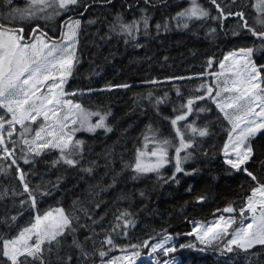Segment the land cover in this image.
Instances as JSON below:
<instances>
[{
	"label": "trees",
	"instance_id": "obj_1",
	"mask_svg": "<svg viewBox=\"0 0 264 264\" xmlns=\"http://www.w3.org/2000/svg\"><path fill=\"white\" fill-rule=\"evenodd\" d=\"M15 2L13 0L9 6L5 0H0V11L5 6L16 7ZM198 3L209 11L210 17L190 20L187 28L173 18L190 7L191 0H151L149 4L144 0H112L111 3L81 0L79 6L64 13L54 24L60 32L65 20L78 18L83 13L79 17L82 26L76 47L78 62L74 64L67 89L76 93L71 99L85 109L110 112L106 123L112 131L78 132L74 138L84 141L83 153L75 157L79 163L73 167L63 161L53 164L60 156L56 149L45 150L39 157L27 154L20 125H16L13 135L8 137L5 124L0 135L9 150L14 148L15 151L8 157L2 151L4 145H0V168L4 169L0 171V193L7 191L0 199V237H14L35 215L63 208L66 213L79 217L73 222L77 231L66 234L61 238V247L48 254L51 264H61L59 258L69 255L70 264H102L98 250L111 248L101 243L109 235L116 247L108 251L104 261L120 253L138 251L137 261L147 256L151 244L165 235H172L176 245L194 240L186 235L192 231L193 222L206 223L216 216L231 215L235 219L232 228L241 226L244 217L240 216V209L245 208L252 189L258 187L257 181L264 184V133L251 140L254 155L243 166L257 177V181H253L245 172L225 163L223 147L231 126L207 92L209 87L213 88L210 73L216 70L211 69L208 61L217 65L226 53L253 47L252 59L259 67L264 65V40L242 29L239 17L213 19L219 13L210 0H198ZM217 3L225 13L244 11L252 27L264 30L257 24L262 17L254 10V0H217ZM87 5L90 6L85 11ZM117 15L126 22L147 15L148 28L145 30L141 23L134 38L119 35L110 31V24ZM89 20L95 23L89 24ZM0 24L23 27L25 42L33 40L29 33L37 25V33H46L50 40L59 37L52 33L53 28L42 22L19 25L0 17ZM157 24L161 25L159 30ZM164 25H167L166 30ZM124 84L129 87H119ZM201 95L205 97L203 100L196 99ZM188 99L195 100L193 111L185 121H179L178 126L186 132V139L194 140L193 148L188 149L192 158L183 165L186 171L195 169L194 174L178 173V183L172 181L169 178L174 172L173 161L161 168L159 174L147 173L133 179L136 174L125 165L134 162L137 149L147 150L144 137L152 136L149 128L154 129L159 138L178 143L170 121L187 112ZM158 100L161 102L157 103ZM201 108L204 111H200ZM0 116L10 119L5 109H0ZM190 123L198 129L206 128L208 135H193L184 128ZM27 138L31 135L27 134ZM26 154L32 162L24 163ZM169 156H174V148H169ZM13 158L16 165L11 164ZM17 165L26 174L25 179L35 194L34 208L30 201L21 208L19 201L28 200L26 194H11L13 189L18 192L23 189ZM87 168H92V172L84 171ZM113 180L114 186L108 187ZM122 196L125 198L121 199ZM229 206L235 211L223 212ZM125 211L130 213L125 219L134 224L124 228L120 221L121 227L117 228V217ZM20 212L22 215H18ZM12 215H18V219L9 226L4 220ZM86 237L91 239L86 240ZM73 238L84 245L89 253L87 259L72 245ZM145 241L148 247H131L143 245ZM154 257L162 262L176 260L178 264H264V246L258 245L248 253L237 250L226 255L212 248L199 251L177 247L174 253L165 256L157 252Z\"/></svg>",
	"mask_w": 264,
	"mask_h": 264
},
{
	"label": "snow or ice",
	"instance_id": "obj_2",
	"mask_svg": "<svg viewBox=\"0 0 264 264\" xmlns=\"http://www.w3.org/2000/svg\"><path fill=\"white\" fill-rule=\"evenodd\" d=\"M104 2L111 3L112 0H104ZM144 2L149 4L151 0H144ZM210 2L219 13L213 19L227 18L228 16L239 17L242 29L253 37L264 40V30L257 31L256 28L252 27L248 23L244 11L225 13L217 0H210ZM5 3L10 6L13 4V0H5ZM80 4L81 0H26L25 7L11 8L8 19L26 21L36 18L40 13L44 14V19H50L51 15L59 16L61 10L67 12L72 10L73 6ZM89 6H85L84 10L87 11ZM48 9H52L51 15L47 14ZM254 10L261 14L262 18L257 20V24L261 29H264V0H256ZM209 17V11L202 7L198 0H191V6L178 12L173 19L187 28L189 26L188 21ZM148 22L149 17L147 15L141 16L140 20L133 19L131 22H126L123 17L117 15L110 24V31L134 38V34L140 31L141 23L147 30ZM88 23L92 24L95 21L89 20ZM80 27V19L69 17L64 21L66 30L62 33L61 40L50 41L46 33L41 32L40 35H36L39 31V25H37L31 30L32 42H25L23 27L15 28L0 24V109H5L7 113L11 114L10 119L7 120L0 116V130H4L5 124H7V135L11 137L15 126L20 125L23 145L27 146V154H31L33 157L41 156L45 150H59L60 156L58 160L53 162L54 165L63 161V163L74 167L79 163L75 157L82 156L84 141L74 138L76 132L84 130L94 133L97 129H104L106 132L112 131V128L106 123L108 116L111 115L110 112L91 111L85 109L80 103L65 98L76 95L74 92H65L63 85L72 75L74 64L78 62L76 38ZM156 28L159 30L161 25L157 24ZM164 28L166 30L167 25H164ZM234 35H239V33H234ZM253 52V47H242L239 49V59H236L237 52H230L224 57V61L233 59V64L238 67L233 72L234 78L231 79V86H228V81H225V86L221 91L235 94L226 97L223 102L216 101L215 98L213 100L232 126L228 134V142L223 147L225 163L232 169L245 172L253 181H257V177L251 171L242 167L254 155L251 140L258 134L264 133V65L257 66L252 59ZM208 64L211 66L212 60H209ZM219 66L224 69V62L221 61ZM216 75L219 76L222 73ZM49 81L52 83H48ZM119 87L127 88L129 85L124 84L119 85ZM212 91L211 87L207 89L209 95L212 94ZM215 95L219 97L221 92L217 91ZM204 98L201 95L196 99L203 100ZM160 102L157 101V103ZM194 103V99H188L187 112L176 115L170 121L178 138V143L159 138L155 134V130L149 128L148 131L152 133V136L146 135L144 137V149L148 148L150 139L156 147L150 152L137 149L134 162L125 165L136 174L132 177L133 179L147 173L159 174L161 168L173 163V161L174 172L169 178L172 181L178 183L176 177L178 173L194 174L195 169L189 172L183 167L192 158V153L188 149L193 148L194 140L186 139V132L178 126L179 121H185L187 115L192 113ZM182 107L185 106L182 105ZM257 108L259 111L256 110ZM199 110L204 111L203 108ZM41 117L42 120H40ZM93 117H98L96 122H93ZM33 124L37 125L36 129L32 128ZM184 128L189 129L193 135L198 134L200 137L208 135L206 128L198 129L191 123L186 124ZM33 132L32 138H27V134ZM0 145H4L2 151L8 157L13 155L15 149L9 150L5 145L3 135H0ZM170 147L174 148V156L172 157L169 156ZM182 152L184 153L183 156L181 155ZM27 154L23 157L24 163L32 162L28 159ZM147 157H154L155 160L146 159ZM11 164H17L15 158L12 159ZM0 171H4V169L0 168ZM17 171L23 189L21 192L13 189L11 194L13 196L26 194L28 200L19 201L21 208L29 201L34 208L36 197L25 179L26 174L19 169L18 165ZM84 171L91 173L92 168L84 169ZM257 183L258 187L252 189L246 207L240 209L241 217H245V212L251 213L250 223L244 225L242 220L240 227L232 228L235 219L226 218L223 215L208 225L193 222L192 231L186 235L194 237V240L176 245L173 243L174 237L172 235H165L157 243L151 244V253L161 252L167 256L177 251V247H179L198 249L199 251L212 248L218 250L221 255H226L237 250L248 253L258 245L264 246V184H260L258 181ZM114 184L115 180L108 187H113ZM6 194L7 191L0 193V199H3ZM140 195L143 196L144 193L142 192ZM257 196L261 199H255ZM124 198L121 197V199ZM199 199L203 200L204 197ZM80 210L83 211V209ZM234 211L235 209L231 206L223 209L225 213H233ZM18 215H22V212ZM18 215L8 217L4 223L9 226L14 224ZM129 215L130 213L127 211L122 212L117 217L116 227H121L120 221H123L124 228L133 225V221L125 219ZM78 219L79 217L74 213H66L63 208L56 209L55 215L52 211L43 215H35L34 220L21 228L14 237H0V264H51L48 254L61 247V238L66 234L77 231L73 222L74 220L78 221ZM85 239L88 240L91 237ZM101 243L102 245H109L111 248L116 247L110 235ZM72 245L79 250L81 257L87 259L89 253L79 240L73 238ZM141 246L148 247L149 245L147 241L143 245H131L134 249ZM111 248L107 251L103 247L98 250L102 264H118L119 258L103 260ZM139 256L140 253L136 251L131 256L126 255L124 259L128 261V264H135V260ZM59 259L61 264H70L72 261L70 255ZM157 264H161V262H157ZM162 264H169V261L165 260Z\"/></svg>",
	"mask_w": 264,
	"mask_h": 264
},
{
	"label": "rangeland",
	"instance_id": "obj_3",
	"mask_svg": "<svg viewBox=\"0 0 264 264\" xmlns=\"http://www.w3.org/2000/svg\"><path fill=\"white\" fill-rule=\"evenodd\" d=\"M16 2H15V4H16V7H20V8H23V7H25L26 6V0H15ZM255 2H256V0H254V4H255ZM74 7V6H73ZM11 9L9 8V7H3V9L0 11V17L1 18H3V19H5V20H7V21H10V22H14V21H11V20H9L8 19V17H4L3 16V14H6V15H8V13H9V11H10ZM68 12V11H67ZM51 13H52V9H48L47 10V14H49V15H51ZM64 13H66V12H64V11H62L61 10V15H59V16H55V15H51V18L50 19H44L43 18V16H44V14L43 13H40V14H38V16L36 17V18H33V19H31V20H26V21H19V20H16L15 22H17L19 25H21V24H31V23H34V22H42V23H45V24H47L48 25V27H51V28H53L52 29V33H54V34H56L57 36H59V37H57V38H55L56 40L57 39H59L58 41H60L61 40V37H62V33L66 30L65 28H64V25H62V27H61V29H60V32L58 31L57 32V29L58 28H56V25H54V24H56V22L60 19V18H62V16L64 15ZM79 15H81V14H79ZM73 19H80L79 17L78 18H73ZM81 20V19H80ZM21 23V24H20ZM81 26H82V24H81ZM81 28V27H80ZM80 30V29H79ZM36 35H40V33H37ZM78 35H79V32H78ZM77 43H78V36H77ZM51 41V40H50ZM30 42H32V41H30ZM77 43H76V47H77ZM231 52H237V57H236V59H239V51H231ZM230 52H228V53H226L225 55H224V57L226 56V55H228ZM224 57H223V59L221 60V61H223L224 62V64H225V68L224 69H221L220 68V66H219V63L221 62H219L217 65H214L213 63L211 64V69L213 70V68H215L216 70L215 71H212L211 73H210V77H211V79H212V83H213V91H212V94L210 95L212 98H215V100L216 101H221V102H223L224 100H225V98L226 97H228V96H231V95H234L235 93H229V92H223V91H221L222 90V88L225 86V81H228V86H231V79H233L234 77H233V72L235 71V68L236 67H238L237 65H234L233 64V59H229V60H227V61H224ZM217 73H222V75H216ZM68 82H69V78L67 79V81H66V83L63 85V87H64V90H65V92H67V93H73L72 91H69L68 89H67V84H68ZM48 83H52V81H49ZM45 91H46V89H45ZM217 91H220L221 92V95L219 96V97H217L216 95H215V93L217 92ZM66 99H71V96H66L65 97ZM215 103V102H214ZM215 105H216V103H215ZM217 107V106H216ZM219 109V108H218ZM257 111H259V109L257 108L256 109ZM229 111H231V110H229ZM223 113V112H222ZM224 114V113H223ZM9 115H10V117H11V114L9 113ZM98 119V117H93L92 118V120H93V122H96V120ZM40 120H42V117L40 118ZM230 126H231V124H230ZM232 127V126H231ZM32 128L33 129H36L37 128V125L36 124H33L32 125ZM99 129H97L96 131H98ZM79 132H87V133H93V132H88V131H84V130H81V131H79ZM78 132H76L75 133V136H76V134H77ZM29 135H31V138H32V136L34 135V132L33 133H31V134H29ZM235 135V134H234ZM74 136V137H75ZM30 138V139H31ZM227 142H228V140H227ZM226 142V143H227ZM151 143V144H150ZM154 147H156V145L151 141V140H149V142H148V148H147V150L146 151H151ZM223 157H224V160H225V156H224V152H223ZM146 159H149V160H155V158L154 157H147ZM244 166V165H243ZM242 166V167H243ZM161 170V169H160ZM255 199H261V197H259V196H257V197H255ZM247 205V204H246ZM246 205H245V207H246ZM56 209H58V208H55V209H53V210H51L53 213H54V215H55V210ZM247 216H245V217H247V218H243L242 220L244 221L243 222V224L244 225H246L247 223H250L251 222V213H249V212H247ZM258 214V213H257ZM221 216V215H220ZM220 216H216V217H214L213 219H211V220H209L208 222H195V223H200V224H205V225H208V224H211V223H213L215 220H217ZM226 218L227 217H231V215L230 216H225ZM233 218V217H232ZM192 228H193V224H192ZM174 242V241H173ZM157 243V242H156ZM159 253V252H158ZM131 256V254L130 253H128V252H125V253H120V254H118L116 257H114V258H119L118 259V264H128V261L127 260H125L124 259V257L125 256ZM111 259H113V258H111ZM108 260H110V259H108ZM169 261V264H178V261H176V260H172V259H170V260H168ZM157 262H161V264H162V261H157L156 259H155V257H154V253H151V249H150V251H149V253H148V255L147 256H145V257H143L142 259H140V260H135V264H157Z\"/></svg>",
	"mask_w": 264,
	"mask_h": 264
},
{
	"label": "flooded vegetation",
	"instance_id": "obj_4",
	"mask_svg": "<svg viewBox=\"0 0 264 264\" xmlns=\"http://www.w3.org/2000/svg\"><path fill=\"white\" fill-rule=\"evenodd\" d=\"M16 28H20L19 26H17ZM24 33V32H23ZM31 36V32L29 33V37Z\"/></svg>",
	"mask_w": 264,
	"mask_h": 264
},
{
	"label": "water",
	"instance_id": "obj_5",
	"mask_svg": "<svg viewBox=\"0 0 264 264\" xmlns=\"http://www.w3.org/2000/svg\"><path fill=\"white\" fill-rule=\"evenodd\" d=\"M80 16V15H79Z\"/></svg>",
	"mask_w": 264,
	"mask_h": 264
}]
</instances>
